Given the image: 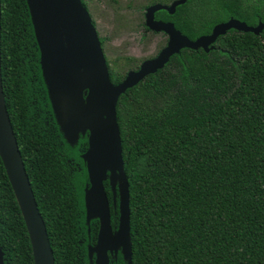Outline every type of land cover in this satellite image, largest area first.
I'll use <instances>...</instances> for the list:
<instances>
[{"label": "trees", "instance_id": "obj_1", "mask_svg": "<svg viewBox=\"0 0 264 264\" xmlns=\"http://www.w3.org/2000/svg\"><path fill=\"white\" fill-rule=\"evenodd\" d=\"M230 17L264 22V0H186L153 14L190 40ZM211 46L181 48L117 98L129 264H264V28H230ZM38 58L25 1L0 0L4 104L53 263L94 264L82 240L86 132L63 139ZM106 65L118 83L125 72ZM0 249L3 264H33L1 161ZM127 260L119 249L109 264Z\"/></svg>", "mask_w": 264, "mask_h": 264}, {"label": "water", "instance_id": "obj_2", "mask_svg": "<svg viewBox=\"0 0 264 264\" xmlns=\"http://www.w3.org/2000/svg\"><path fill=\"white\" fill-rule=\"evenodd\" d=\"M39 52V67L52 103L54 118L63 139L70 145L79 133L86 132V148L81 152L87 186L82 200L86 219L97 217L99 226L94 246L87 255L95 254L94 264H108L107 251L119 245L128 257V190L122 170L121 145L116 122L117 98L145 75L160 69L181 48L204 51L218 35L232 28L257 34L264 22L251 26L232 17L214 24L207 34L190 40L171 22L153 18L158 9L172 13L186 0L169 5L154 3L145 9L144 24L167 36L165 45L152 58L142 61L137 69L128 70L118 83L109 80L106 61L90 15L81 0H24ZM0 161L19 208L33 264H54L45 226L37 209L24 169L16 139L4 104L0 79ZM118 194V228L113 234L109 225L107 198L103 180ZM0 249V264H3Z\"/></svg>", "mask_w": 264, "mask_h": 264}, {"label": "rangeland", "instance_id": "obj_3", "mask_svg": "<svg viewBox=\"0 0 264 264\" xmlns=\"http://www.w3.org/2000/svg\"><path fill=\"white\" fill-rule=\"evenodd\" d=\"M152 0H87L86 6L108 66L127 72L133 64L152 58L165 45V35L148 28L142 31L144 12ZM169 5L174 0H167ZM162 4V3H159ZM129 57L131 63H125ZM49 100V99H48ZM51 110L52 103L49 100ZM53 112V111H52Z\"/></svg>", "mask_w": 264, "mask_h": 264}, {"label": "flooded vegetation", "instance_id": "obj_4", "mask_svg": "<svg viewBox=\"0 0 264 264\" xmlns=\"http://www.w3.org/2000/svg\"><path fill=\"white\" fill-rule=\"evenodd\" d=\"M146 28L147 27L145 26L144 22H142L141 23V29H142V31L147 30ZM161 33H163V32H161ZM165 37H166L165 38V41H167V36L165 35ZM101 48H102V46H101ZM139 64H137V67L139 66ZM137 67L135 69H137ZM135 69H129V70H135ZM86 146H87V144H86ZM107 181H108V179H107ZM109 191H110V198L107 197L106 192L104 190L105 195H106V198H107V203H108L109 225H110L111 232L113 234H115V232H116V230L118 228V219H119V211H118V215H117V213L115 211V208L118 209V200L119 199H118V194H117V188H116V186L114 188V193L112 192L110 186H109ZM83 224L85 226V230H84L85 232L82 233V240H84L83 242H85V248H86V251H87L89 248H91L92 246H94V244L96 242V237H97V231H98L99 222H98V218L95 217V216L89 217L88 219H86L84 204H83ZM119 249H121V247L118 245L115 248V250L107 251L108 264H109V261H110V255L116 254ZM88 257L89 258H92L93 261H94L95 254L92 252L91 255H89Z\"/></svg>", "mask_w": 264, "mask_h": 264}]
</instances>
